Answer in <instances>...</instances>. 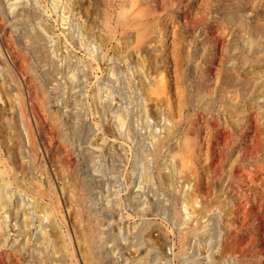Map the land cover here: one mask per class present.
<instances>
[{"label":"rangeland","instance_id":"obj_1","mask_svg":"<svg viewBox=\"0 0 264 264\" xmlns=\"http://www.w3.org/2000/svg\"><path fill=\"white\" fill-rule=\"evenodd\" d=\"M249 10L254 19L239 30L242 39L253 29L264 32V0H252ZM21 13L31 23L27 30L19 22ZM214 13V0H0V264H136L140 259L165 264L173 247L190 249L186 264H220L211 235L213 205L204 207L201 194L193 198L201 207H181L177 201L174 211L187 217L191 231L166 249L153 223L160 212L167 214L158 207L157 189L171 173L161 169L189 167L195 151L191 137L183 146L170 138L137 148L121 137L113 120L124 97L136 89L163 100L169 117L179 120L184 81L196 70L187 59L192 37L182 26L188 22L193 29L208 28L218 46L219 86L220 64L232 51L235 32L209 28ZM151 111L149 106L146 112ZM255 117L252 144L259 147L264 114ZM199 127L205 156L218 166L215 129L207 121ZM137 132L138 139L147 135ZM147 147L157 152L156 172H149L152 182L141 191L142 181L128 172L131 158ZM205 224L209 236L196 245L195 234ZM51 247L58 256L49 253Z\"/></svg>","mask_w":264,"mask_h":264},{"label":"clouds","instance_id":"obj_2","mask_svg":"<svg viewBox=\"0 0 264 264\" xmlns=\"http://www.w3.org/2000/svg\"><path fill=\"white\" fill-rule=\"evenodd\" d=\"M251 3L252 0H214L215 13L209 16V28L223 26L235 32L232 51L225 54L220 64L223 79L219 86L215 83L218 46L210 31L203 27L193 29L190 22L182 26L192 37L186 44L187 59L196 70L189 71L184 81L179 120L169 117L163 100L153 101L139 89L124 97L113 117L121 137L137 148L141 143L155 146L170 138L183 146L191 137L195 151L189 167L177 172L161 169L171 173L168 182L161 180L157 189L158 207L166 209L167 214L160 212L153 223L162 233L161 248L166 249L169 242L183 236L186 230L191 231L187 217L174 211L177 201L181 207H201L193 199L201 194L199 199L204 207L213 205L211 235L216 238L220 264H264V145L252 144L255 114H264V75L257 76L264 73V32L253 29L251 36L245 34L242 39L239 31L254 19L249 10ZM19 22L26 30L31 27L23 13ZM149 106L150 115L146 112ZM98 116L103 122V114ZM204 121L212 124L216 132L218 166L205 156L203 129L199 127ZM260 123L264 126V121ZM137 129L147 135L138 139ZM156 157L155 148L147 147L142 156L130 160L128 175L142 181L141 191L152 182L148 174L156 172ZM208 236L205 224L196 232L193 243L203 246ZM189 255L190 249L181 247L176 251L173 247L165 264H186Z\"/></svg>","mask_w":264,"mask_h":264},{"label":"bare ground","instance_id":"obj_3","mask_svg":"<svg viewBox=\"0 0 264 264\" xmlns=\"http://www.w3.org/2000/svg\"><path fill=\"white\" fill-rule=\"evenodd\" d=\"M143 28H144V27H143ZM46 39H47V38H46ZM40 41H41V40H40ZM25 44H26V43H25ZM28 51H29V50H28ZM31 58H32V57H31ZM41 75H42V74H41ZM6 77H7V76H6ZM38 78H39V77H38ZM42 81H43V80H42ZM41 83H42V82H41ZM3 111H4V110H3ZM4 112H5V111H4ZM18 118H19V117H18ZM68 124H69V123H68ZM114 127H115V125H114ZM28 130H29V129H28ZM37 130H39V129H37ZM26 132H27V131H26ZM27 133H28V132H27ZM30 134H31V132H30ZM73 134H74V133H73ZM25 135H26V134H25ZM30 136H31V135H30ZM42 138H43V137H42ZM27 142H28V141H27ZM25 143H26V142H25ZM22 146H23V145H22ZM31 146H33V145L31 144ZM30 148H31V147H30ZM34 148H35V145H34ZM32 149H33V148H32ZM45 149H46V148H45ZM17 150H18V148H17ZM25 150H26V149H25ZM22 152H23V151H22ZM17 153H18V152H17ZM36 154H37V153H36ZM23 156H24V155H23ZM85 157H87V156H85ZM88 158H89V156H88ZM27 160H28V159H27ZM86 160H87V159H86ZM88 160H89V159H88ZM88 160H87V161H88ZM20 162H22V161L20 160ZM33 162H34V161H33ZM67 162H68V161H67ZM89 162H90V161H89ZM90 163H91V162H90ZM182 163H183V162H182ZM20 164H21V163H20ZM86 164L88 165L87 162H86ZM30 165H31V164H30ZM34 165H35V164H34ZM71 165H72V164H71ZM87 165H86V167H87ZM28 167H29V166H28ZM28 167H27V168H28ZM27 168H26V169H27ZM37 168H38V167H37ZM34 169H35V168H34ZM31 170H32V169H31ZM39 170H40V169H39ZM27 171H28V170H27ZM13 176H14V175H13ZM1 180H2V179H1ZM16 180H18V179H16ZM29 182L31 183V180H30ZM35 182H36V181H35ZM19 183H20V182H19ZM42 185H43V184H42ZM30 186H31V185H30ZM24 187H25V186H24ZM31 187H33V186H31ZM31 187H30V188H31ZM39 187H40V186H39ZM42 187H43V186H42ZM1 188H3V187H1ZM27 188H28V187H27ZM40 188H41V187H40ZM40 188H38V189H40ZM44 188H45V186H44ZM47 188H48V187H47ZM31 189H32V188H31ZM33 189H35V188H33ZM45 189H46V188H45ZM29 190H30V189H29ZM41 190H42V188H41ZM48 190H49V188H48ZM38 192H39V191H38ZM38 192H36V193H38ZM42 192H43V191H42ZM46 192H48V191H46ZM2 193H3V192H2ZM33 193H34V192H33ZM6 194H7V193H6ZM41 194H42V193H41ZM48 194H49V193H48ZM3 196H4V195H3ZM3 196H2V197H3ZM7 196H8V195H6V197H7ZM39 196H40V195H39ZM48 196H49V195L46 194V197H48ZM136 196H137V195H136ZM8 197H9V196H8ZM36 197H37V196H36ZM137 197H138V196H137ZM18 198H19V197H18ZM134 198H135V197H134ZM1 199H3V198H1ZM34 199H35V198H34ZM36 200H37V199H36ZM136 200H137V199H136ZM8 201H9V200H8ZM21 201H24V200H21ZM21 201H20V202H21ZM134 201H135V200H134ZM138 201L140 202L141 199H140V200L138 199ZM138 201H136V202H138ZM20 202H19V203H20ZM7 203H8V202H7ZM35 203H36V202H35ZM35 203H34V204H35ZM38 203H40V200H39ZM9 205H11V204H9ZM25 206H26V205H25ZM52 206H53V205H52ZM15 207H16V206H15ZM10 208H11V207H10ZM10 208H9V209H10ZM36 208H38V207H36ZM53 208H54V206H53ZM43 210H44V209H43ZM40 211H41V210H40ZM11 212H12V211H11ZM11 212H10V214H11ZM28 212H29V211H28ZM47 212H48V211H47ZM49 212H50V211H49ZM12 213H13V212H12ZM19 213H21V212H19ZM164 213H165V212H164ZM13 214H15V213H13ZM138 214H139V213H138ZM15 215H16V214H15ZM142 215H143V213H142ZM16 216H17V215H16ZM27 216H29V215L27 214ZM47 216H48V215H47ZM49 216H50V215H49ZM139 216H140V215H139ZM143 216H145V215H143ZM19 217H20V216H19ZM45 217H46V216H45ZM14 218H15V217H14ZM26 218H27V217H26ZM49 218H50V217H49ZM140 218H141V217H140ZM140 218H139V219H140ZM5 219H6V218H5ZM7 219H8V218H7ZM142 219H143V218H142ZM142 219H141V220H142ZM0 220H1V219H0ZM11 220L14 221L15 219H14V220L11 219ZM20 220H21V219H20ZM1 221L4 222V219L1 220ZM6 221H7V220H6ZM44 221H46V220H44ZM50 221H54V220L50 219ZM58 221H59V220H58ZM138 221H139V220H138ZM211 221H212V220H211ZM141 222H142V221H141ZM13 223H14V222H13ZM45 223H46V222H45ZM5 224H6V223H5ZM7 224H9V222H8ZM49 224H50V223H49ZM14 225H15V224H14ZM16 225H17V224H16ZM16 225H15V226H16ZM22 225H23V224H22ZM28 225H30V223H29ZM59 225H60V224H59ZM140 225H141V224H140ZM208 225H210V224H208ZM15 226H13V227L15 228ZM17 226H18V225H17ZM60 226H61V225H60ZM141 226H142V225H141ZM2 227H5V226H2ZM13 227H12V228H13ZM57 227H58V226H57ZM0 228H1V227H0ZM133 228H134V227H133ZM133 228H132V229H133ZM139 228H140V227H139ZM3 229H6V228H3ZM7 229H8V228H7ZM7 229H6V230H7ZM48 229H49V228H48ZM53 229H56V228L53 227ZM135 229H136V228H135ZM143 229H144V227H143ZM209 229H210V226H209ZM44 230H45V228H44ZM133 230H134V229H133ZM4 231H5V230H4ZM10 231H11V230H10ZM16 231H17V227H16ZM42 231H43V229H42ZM42 231H41V232H42ZM208 231H210V230H208ZM0 233H1V232H0ZM45 233H46V230H45ZM45 233H43V234L45 235ZM47 233H48V232H47ZM1 234H2V233H1ZM5 234H6V233H5ZM10 234H11V233H10ZM10 234H9V235H10ZM43 234H41V235H42L44 238L47 237V240H48V239H49L50 241L52 240V238H48V236H44ZM9 235H8V236H9ZM11 235H12V234H11ZM46 235H47V234H46ZM48 235H50V233H48ZM2 236H4V235H2ZM58 236H59V235H58ZM144 236H145V235H144ZM149 236H150V235H149ZM6 237H7V236H6ZM50 237H51V235H50ZM91 237H92V236H91ZM142 237H143V236H142ZM145 237H148V235H146ZM143 238H144V237H143ZM148 238H149V237H148ZM148 238H147V240L149 241ZM45 239H46V238H45ZM91 239H92V238H91ZM138 239H139V238H138ZM145 239H146V238H145ZM49 240H48V241H49ZM93 240H94V238H93ZM150 240H151V239H150ZM153 240H155V239H153ZM10 241H11V240H10ZM12 241H13V240H12ZM30 241H31V240H30ZM42 241H43V240H42ZM42 241H41V240H40V241L38 240V242H42ZM3 242H4V241H3ZM21 242H22V241H21ZM52 242H53V241H52ZM151 242H152V241H151ZM12 243H14V241H13ZM15 243H16V242H15ZM22 243H23V242H22ZM46 243H47V242H46ZM49 243H50V242H49ZM141 243L143 244L144 242L141 241L139 244H141ZM10 244H11V243H10ZM16 244H17V243H16ZM23 244H24V243H23ZM23 244H22V245H23ZM36 244H37V243H36ZM58 244H59V243H58ZM12 245H13V244H12ZM37 245H38V244H37ZM39 245H41V244H39ZM39 245H38V246H39ZM47 245L49 246V244H47ZM94 245H95V243H94ZM144 245H145V244H144ZM17 246H18V245H17ZM42 246H44V245H42ZM42 246H41V247H42ZM18 247H19V246H18ZM20 247H21V245H20ZM20 247H19V248H20ZM49 247H50V246H49ZM150 247H151V246H150ZM39 248H40V247H39ZM52 248H54V247H51L50 250H51ZM94 248H95V246H94ZM20 249H21V248H20ZM43 249H44V248H43ZM62 249H63V248H62ZM149 249H150V248H149ZM16 250H17V249H16ZM45 250H46V248H45ZM54 250H55V249H54ZM46 251H49V250H46ZM63 251H64V250H63ZM25 252H27V251H25ZM54 252H55V254H56L57 251L55 250ZM54 252H53V253H54ZM49 253L53 254V253H52V250H51V252H49ZM57 253H58V252H57ZM51 254H50V255H51ZM55 254H53V255H55ZM64 254H65V253H64ZM70 254H73V253H71V251H70ZM147 254H148V253H147ZM24 255H25V254H24ZM37 255H38V254H37ZM39 255H40V254H39ZM56 255L58 256L59 253L56 254ZM97 255H98V253H97ZM51 256H52V255H51ZM57 256H55V257H57ZM73 256H74V255H73ZM73 256L71 255L72 258H73ZM95 256H96V255H95ZM100 256H101V255H100ZM100 256H99V257H100ZM205 256H206V255H205ZM36 257H37V256H36ZM52 257H53V256H52ZM66 257H67V256H66ZM69 258H70V257H69ZM72 258H70V259H72ZM145 258H146V257H145ZM209 258H210V257H209ZM59 259H60V258H59ZM59 259H58V260H59ZM64 259H66V258H64ZM96 259H97V258H96ZM116 259H117V258H116ZM28 260H30V259H28ZM62 260H63V259H62ZM62 260H61V261H62ZM98 260H99V259H98ZM102 260H103V259H102ZM112 260H113V259H112ZM202 260H203V259H202ZM59 261H60V260H59ZM71 261H72V260H71ZM136 261H137V260H136ZM28 262H29V261H28ZM32 262H33V260H32ZM54 262H55V261H54ZM54 262H52V263H53V264L57 263V262H55V263H54ZM33 263H34V262H33ZM42 263H43V262H42ZM49 263L51 264V262H49ZM117 263H118V262H117ZM117 263H116V264H117ZM134 263H135V262H134ZM147 263H148V262H147L145 259H140L139 261L136 262V264H147ZM47 264H48V263H47ZM57 264H58V263H57ZM59 264H60V262H59ZM132 264H133V263H132ZM150 264H151V263H150Z\"/></svg>","mask_w":264,"mask_h":264}]
</instances>
